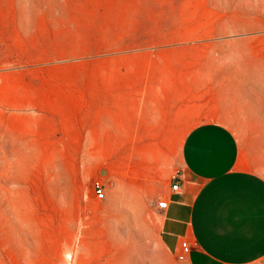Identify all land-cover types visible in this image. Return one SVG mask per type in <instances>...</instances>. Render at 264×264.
I'll list each match as a JSON object with an SVG mask.
<instances>
[{"label":"rangeland","instance_id":"1","mask_svg":"<svg viewBox=\"0 0 264 264\" xmlns=\"http://www.w3.org/2000/svg\"><path fill=\"white\" fill-rule=\"evenodd\" d=\"M209 121L264 135V0H0V264H185L156 204Z\"/></svg>","mask_w":264,"mask_h":264},{"label":"crops","instance_id":"2","mask_svg":"<svg viewBox=\"0 0 264 264\" xmlns=\"http://www.w3.org/2000/svg\"><path fill=\"white\" fill-rule=\"evenodd\" d=\"M180 156L182 188L155 221L158 245L178 258L189 242L185 264L263 261L264 135L202 122L184 136Z\"/></svg>","mask_w":264,"mask_h":264},{"label":"built area","instance_id":"3","mask_svg":"<svg viewBox=\"0 0 264 264\" xmlns=\"http://www.w3.org/2000/svg\"><path fill=\"white\" fill-rule=\"evenodd\" d=\"M181 176L177 175L173 182H172V186H171V191L174 194H177L181 191L182 188V183H181ZM93 191L95 196L97 197V199L102 200L105 197V186L102 182L97 181L93 184ZM170 205V201L168 198H164V199H160L157 202V209L159 211H166L169 208ZM192 252V246L190 245L189 242L184 241L181 245V252L178 255V260L180 262L186 261V259L188 258V256L191 254Z\"/></svg>","mask_w":264,"mask_h":264}]
</instances>
